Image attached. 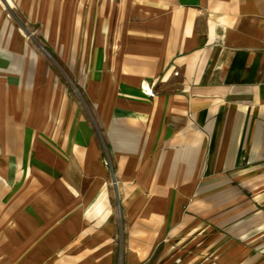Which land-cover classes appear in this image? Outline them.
Wrapping results in <instances>:
<instances>
[{
    "label": "crops",
    "instance_id": "0c3cea01",
    "mask_svg": "<svg viewBox=\"0 0 264 264\" xmlns=\"http://www.w3.org/2000/svg\"><path fill=\"white\" fill-rule=\"evenodd\" d=\"M4 3L87 109L0 13V264H174L209 229L264 234V0Z\"/></svg>",
    "mask_w": 264,
    "mask_h": 264
},
{
    "label": "rangeland",
    "instance_id": "374dc122",
    "mask_svg": "<svg viewBox=\"0 0 264 264\" xmlns=\"http://www.w3.org/2000/svg\"><path fill=\"white\" fill-rule=\"evenodd\" d=\"M0 13L9 20L16 32L37 50L42 52L48 63L52 64L54 76H58L64 83V93L79 100L83 110L86 103L82 99V92L71 85V73L65 63L58 58L50 46L41 42L38 34L39 25L20 21L18 7L7 6L0 0ZM46 52V53H45ZM232 238L227 230H207L202 237L195 238V242L187 247L178 249L179 255L174 264H264V234L257 237L241 236ZM194 240V239H193ZM181 251V252H180Z\"/></svg>",
    "mask_w": 264,
    "mask_h": 264
}]
</instances>
